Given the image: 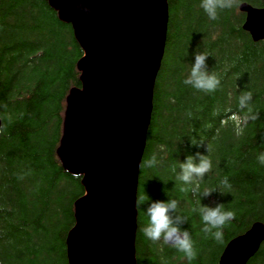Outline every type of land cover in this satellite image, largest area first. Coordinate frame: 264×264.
I'll return each mask as SVG.
<instances>
[{"label": "trees", "instance_id": "1", "mask_svg": "<svg viewBox=\"0 0 264 264\" xmlns=\"http://www.w3.org/2000/svg\"><path fill=\"white\" fill-rule=\"evenodd\" d=\"M242 2L264 7V0H236L210 20L200 0H168L167 41L142 159L145 164L155 154L158 163L141 167L137 201H180L188 217L182 229L191 233L196 251L190 264H219L232 238L264 223V165L257 161L264 152V39L254 41L243 29ZM196 51L209 55L208 69L220 79L214 92L183 83ZM83 55L71 24L48 0H0V264H69L66 240L85 188L82 176L63 167L57 149L67 96L81 86ZM207 144L212 170L200 192L217 190L200 197L172 169L179 171L188 155H207ZM224 178L231 189L221 194ZM199 200L235 212L222 240L204 237L192 211ZM137 209V264H189L175 248L144 236L148 218ZM247 264H264V242Z\"/></svg>", "mask_w": 264, "mask_h": 264}, {"label": "water", "instance_id": "2", "mask_svg": "<svg viewBox=\"0 0 264 264\" xmlns=\"http://www.w3.org/2000/svg\"><path fill=\"white\" fill-rule=\"evenodd\" d=\"M48 2L84 51L77 64L81 86L67 96L57 149L85 188L66 240L69 264H137L139 175L167 41L168 0ZM239 10L243 29L263 40L264 7L242 2ZM263 242L264 223L256 221L227 243L219 264H247Z\"/></svg>", "mask_w": 264, "mask_h": 264}, {"label": "clouds", "instance_id": "3", "mask_svg": "<svg viewBox=\"0 0 264 264\" xmlns=\"http://www.w3.org/2000/svg\"><path fill=\"white\" fill-rule=\"evenodd\" d=\"M236 0H200V7L210 20L218 19L219 11L229 9L234 6ZM208 54L196 51L194 52V63L191 65L190 72L184 79L185 85L191 86L197 91L214 92L220 85V79L215 72L208 69L206 60ZM251 100V93H247L241 99V105L246 106ZM191 115V114H189ZM256 119V116H252ZM242 131V130H241ZM239 134V133H238ZM193 145L198 142L192 140ZM207 155L200 152L195 155H188L183 162L178 163V169L174 166L172 171L176 173V180L182 182L184 185L190 186L194 195L209 197L213 191L217 189H205L200 192V183L204 177L212 170V161L210 159L211 146L207 144ZM257 161L260 165H264V152L257 156ZM158 163L156 155L142 164L141 167H153ZM231 184L227 178L220 182L219 191L224 194V190H230ZM187 187L181 188V191H188ZM136 207H143L144 214L148 218L147 224L142 228V232L153 243H160L169 245L175 248L178 252L184 254L189 261L196 258V251L191 233L188 230L182 229V225L188 222V217L183 215L180 210V201L178 199L170 198L167 201H150L147 197L141 198L136 202ZM194 213H198L203 227L201 231L205 238H212L217 241L223 238L224 227L235 219V212L226 210L225 205L217 203L215 206L201 204L198 201V206L193 208Z\"/></svg>", "mask_w": 264, "mask_h": 264}]
</instances>
